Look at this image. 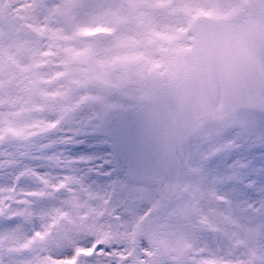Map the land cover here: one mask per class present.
<instances>
[{
	"label": "snow or ice",
	"instance_id": "snow-or-ice-1",
	"mask_svg": "<svg viewBox=\"0 0 264 264\" xmlns=\"http://www.w3.org/2000/svg\"><path fill=\"white\" fill-rule=\"evenodd\" d=\"M0 264H264V0H0Z\"/></svg>",
	"mask_w": 264,
	"mask_h": 264
},
{
	"label": "rangeland",
	"instance_id": "rangeland-1",
	"mask_svg": "<svg viewBox=\"0 0 264 264\" xmlns=\"http://www.w3.org/2000/svg\"><path fill=\"white\" fill-rule=\"evenodd\" d=\"M89 151H92V149H89Z\"/></svg>",
	"mask_w": 264,
	"mask_h": 264
}]
</instances>
